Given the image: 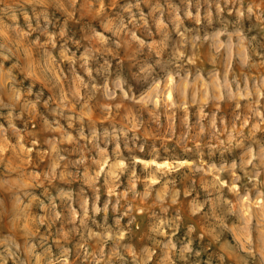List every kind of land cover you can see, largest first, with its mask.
<instances>
[{
    "label": "rangeland",
    "instance_id": "obj_1",
    "mask_svg": "<svg viewBox=\"0 0 264 264\" xmlns=\"http://www.w3.org/2000/svg\"><path fill=\"white\" fill-rule=\"evenodd\" d=\"M0 264H264V0H0Z\"/></svg>",
    "mask_w": 264,
    "mask_h": 264
}]
</instances>
